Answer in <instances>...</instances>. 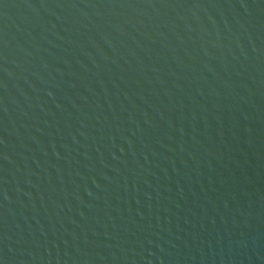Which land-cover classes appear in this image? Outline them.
<instances>
[{
    "label": "water",
    "instance_id": "1",
    "mask_svg": "<svg viewBox=\"0 0 264 264\" xmlns=\"http://www.w3.org/2000/svg\"><path fill=\"white\" fill-rule=\"evenodd\" d=\"M0 264H264V0H0Z\"/></svg>",
    "mask_w": 264,
    "mask_h": 264
}]
</instances>
